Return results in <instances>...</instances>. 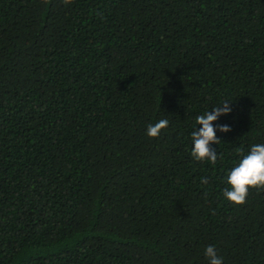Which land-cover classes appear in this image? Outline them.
Listing matches in <instances>:
<instances>
[{"label": "trees", "instance_id": "trees-1", "mask_svg": "<svg viewBox=\"0 0 264 264\" xmlns=\"http://www.w3.org/2000/svg\"><path fill=\"white\" fill-rule=\"evenodd\" d=\"M255 143L264 0H0V264H264V187L223 196Z\"/></svg>", "mask_w": 264, "mask_h": 264}, {"label": "clouds", "instance_id": "clouds-1", "mask_svg": "<svg viewBox=\"0 0 264 264\" xmlns=\"http://www.w3.org/2000/svg\"><path fill=\"white\" fill-rule=\"evenodd\" d=\"M69 2L70 0H64V3ZM231 112L229 100H225L212 107L211 111L208 109L196 116V125L190 133L192 145L190 155L194 160L216 163L218 154L212 145H218L220 142L217 132L230 131V125L214 122L222 115ZM168 124L166 118L149 123L146 127V135L157 137L160 135V130L166 128ZM202 183H207L206 178H202ZM225 183L229 187L223 190L224 198L236 204L245 202L250 186L264 187V143L252 144L246 153L242 151L239 153L236 162L227 170ZM204 256L208 264H223V257L218 255L214 245L204 248Z\"/></svg>", "mask_w": 264, "mask_h": 264}]
</instances>
